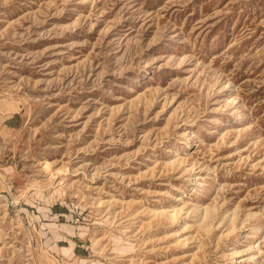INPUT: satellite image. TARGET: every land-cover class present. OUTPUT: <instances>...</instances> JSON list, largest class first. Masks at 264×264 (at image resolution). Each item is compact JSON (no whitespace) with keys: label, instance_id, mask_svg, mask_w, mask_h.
I'll return each mask as SVG.
<instances>
[{"label":"rangeland","instance_id":"374dc122","mask_svg":"<svg viewBox=\"0 0 264 264\" xmlns=\"http://www.w3.org/2000/svg\"><path fill=\"white\" fill-rule=\"evenodd\" d=\"M0 264H264V0H0Z\"/></svg>","mask_w":264,"mask_h":264},{"label":"crops","instance_id":"0c3cea01","mask_svg":"<svg viewBox=\"0 0 264 264\" xmlns=\"http://www.w3.org/2000/svg\"><path fill=\"white\" fill-rule=\"evenodd\" d=\"M55 237H57L59 239H64L65 242L67 241V245H63V246L57 245L56 247L55 246L52 247L53 250L58 251L59 253H61L63 255L62 248L69 247L70 245L73 244L72 239H70L72 236L70 238H69V236H55ZM59 241H61V240H59ZM74 250H75V247L72 245V251H74Z\"/></svg>","mask_w":264,"mask_h":264},{"label":"bare ground","instance_id":"6f19581e","mask_svg":"<svg viewBox=\"0 0 264 264\" xmlns=\"http://www.w3.org/2000/svg\"><path fill=\"white\" fill-rule=\"evenodd\" d=\"M6 110H8V109H6ZM191 142V141H190ZM211 209V208H210ZM208 210H209V208H208ZM161 212L160 213H162V212H165V211H162V210H160ZM205 212V211H204ZM208 212H210V211H208ZM213 212V211H212ZM211 212V213H212ZM214 213V212H213ZM158 214V213H157ZM214 215H215V213H214ZM169 216V218H171L172 220H173V218H174V216H176L175 214H170V215H168ZM203 218V217H202ZM212 218H214L213 216H212ZM212 220V219H211ZM205 224H207V223H205ZM206 226V225H205ZM209 226V225H208ZM234 228V227H233ZM209 229V228H208ZM205 231H206V227H205ZM64 249H66V250H70V249H72V246L70 245L69 247H64Z\"/></svg>","mask_w":264,"mask_h":264}]
</instances>
